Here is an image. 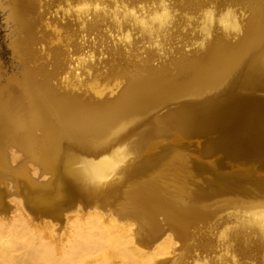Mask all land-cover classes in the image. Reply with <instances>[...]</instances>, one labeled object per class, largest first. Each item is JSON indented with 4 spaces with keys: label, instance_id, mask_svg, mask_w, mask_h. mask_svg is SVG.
I'll return each instance as SVG.
<instances>
[{
    "label": "bare ground",
    "instance_id": "1",
    "mask_svg": "<svg viewBox=\"0 0 264 264\" xmlns=\"http://www.w3.org/2000/svg\"><path fill=\"white\" fill-rule=\"evenodd\" d=\"M150 2L138 12L128 0H75L63 9L72 18L61 22L48 19L41 0H4L9 43L18 60L9 65L0 60V182L11 180L19 186L16 194H31L34 207L57 219L76 202L92 209L65 215L63 233L51 225L35 230L24 219L17 198L18 217L0 223V264H165L172 242L168 230L187 251L189 226L227 208L231 210L216 235L220 255L212 262L192 259V264H264V198L233 197L213 209L195 206L211 192H241V178L264 191V171L222 170L218 162L254 161L264 169V0L249 3L240 28L232 19L223 33L230 38L202 39L189 52L181 47L184 53L166 66L149 63L147 57L135 60L137 55L130 59L133 48L128 33H122L134 29L156 46L166 39L178 16L175 6L170 0ZM108 18L117 36L128 43L122 44L123 54L100 59L103 52L117 53L98 38L97 27L102 24L103 29ZM208 18L202 22L203 32L210 29ZM32 42L42 43L39 58L53 50L62 55L60 62L46 69L33 54L23 58L21 52ZM222 87L227 94L217 102H186ZM187 96L190 99L167 104L154 124L139 132L135 151L123 145L146 111ZM170 131L180 133L178 141H191L192 146L183 142L189 158L170 142L158 148L157 156L129 164L130 156L139 155L150 138ZM63 143L84 156L70 153ZM21 154L25 159L18 161ZM171 162L176 170L166 169ZM188 166L208 175L210 192L177 180ZM154 172L176 181V198L162 194ZM47 173L46 181L34 178ZM4 195L14 199L12 192L0 190L2 209L7 208ZM109 196L117 203L112 198L115 204L107 206ZM97 207H106L108 213ZM156 214L163 215L166 227L155 221ZM250 243L262 247L260 263L238 258L239 247Z\"/></svg>",
    "mask_w": 264,
    "mask_h": 264
},
{
    "label": "rangeland",
    "instance_id": "2",
    "mask_svg": "<svg viewBox=\"0 0 264 264\" xmlns=\"http://www.w3.org/2000/svg\"><path fill=\"white\" fill-rule=\"evenodd\" d=\"M128 1L133 2V9L137 10L138 12L148 8L152 4L150 0ZM251 1L252 0H170V2L174 4L178 16L175 19L176 22L174 27L172 28V31L169 35H167L166 39L159 44V46L150 44L141 33L137 32L134 29H123L122 33H128V42H130L129 46L133 48L131 50L132 57H130V59H134V55H137L135 57V60L140 57H147L149 63H162V65L166 66L167 61L169 62L172 57L179 56L181 53H184V51L182 52L181 47L185 46L184 50H187V52H189L191 49L201 45L202 39L209 40L213 39L214 37L230 38V35L225 36L223 33L226 31L227 27L231 26V23L233 22L232 19L236 21L237 27L240 28L244 25L245 20L249 15L248 5ZM106 2H108V0H106ZM41 3L43 9H45V11H47L48 13L47 16L49 20L54 19L64 22L72 18V16L70 17L67 14H63V9L66 7V4H69L70 6L74 5L75 0H41ZM6 12L7 7L4 4V0H0V60L9 65L11 62H17L16 60H18V58L12 52V48L9 43L11 25L7 24L5 21ZM209 15L211 16L210 20L208 18ZM26 17L28 18V16ZM205 18H208L209 23L211 24L208 32L201 31L202 22ZM101 25L102 24L97 27V32L99 33L98 38L104 41L105 45L110 46L111 49H115L117 53L113 54L114 52H103V55L100 56V59H107V56L111 55L123 54L124 46H122V44L128 42L125 39H120L117 36V30L113 27V20H111V18H108L103 25L104 28L100 30ZM32 32L35 33V28L32 29ZM34 35L38 36L39 34L35 33ZM41 45V42H32L29 45V50H26V48L24 52H21L22 57L25 58L27 55L33 54L39 58L40 56H42ZM140 53H142L141 56H139ZM61 58L62 55H56L52 50L48 54L47 58H39V62L44 64V67L46 69H50L51 65L54 62L59 63ZM168 64L167 66H171V64ZM175 70L174 73L177 72V69ZM180 76H182V74ZM40 77L41 76L38 75L36 78L38 79ZM56 78L57 76L54 78V80ZM183 99H190V97L187 96L180 97L178 99H170L146 111L142 115L144 121L136 126L132 134H129L123 140V145H125L128 150L132 152L135 151L134 145L138 143L136 137L139 132L143 131L146 126L154 124L153 120L160 117L167 104L180 102ZM180 138L181 135L177 131L167 132L163 135L162 138H150L148 143L146 142V147L142 148L138 152L139 155L136 154L135 157H133V155L130 156L131 159L129 164L131 165L132 163H136L143 156H146L148 158L157 156L159 154L157 152L158 148L170 142H173L175 144L173 148L177 149L178 151L180 150L185 156L188 155L187 158H189L190 151L185 144L192 146V143L188 139H186V141L184 139H181L182 141H178V139ZM183 142H185V144ZM147 144H149L148 147ZM63 145H65L66 149L70 153H75L76 156H84V154L72 150L67 144L63 143ZM24 159L25 155L21 154L18 158V161H23ZM27 162L28 161H26L25 163L27 164ZM77 164V162L73 163V165L75 166ZM176 167L177 164H173L171 162L167 164L166 169L176 170ZM188 167L190 168V166ZM154 174L158 176L157 182L160 185L162 194L171 200L173 198H176L179 193L178 184L175 183L176 181H174L171 176L165 175V173L163 175L161 173H159L161 175H157L154 172ZM178 176H175L174 179H176V177H178L177 180L183 178L182 181L185 182L187 188H200V192H210L212 190L209 186L210 181L206 182V178L208 176L206 173L190 168V170L184 171L182 176ZM34 178H36L37 181H46L50 178V174L47 173L44 178L36 176ZM238 185L240 186V189H242L241 192L238 190L232 192L225 191L226 193L211 192V194L205 195L203 197L204 199L202 198L203 200L198 199V202L195 206L204 205L205 207L209 206L208 208H215L218 205L220 206L222 203H224L225 200L231 199V201H233V199L235 200L237 198H241L243 200H259L264 198V191L252 184L249 178H241V180L238 182ZM174 186H177L176 189ZM0 190H2L3 192H12L14 196V199H10L8 195H4L2 202L7 206V208H0V223H8L14 219V216H16V214L18 213V211H16L15 209L17 198H20L21 200L20 203L24 219L35 230H45L46 225H51L57 233H63L66 228V225L64 224L65 215L73 211L80 210L82 212H86L87 210L92 209L91 206H84L82 203L76 202L72 208L61 210V217L57 219L49 214L43 213L40 209L34 207L31 194H16L15 192L19 190V186L11 180L7 179L1 181ZM112 198L116 200L117 203L118 199L109 196L106 198L108 200L105 201L107 206H109L112 202H115L114 200L112 201ZM206 198H208L209 200ZM200 200L202 201L200 202ZM203 201L206 203L204 204ZM209 204L212 206H210ZM97 209L102 211L104 214L108 213L106 207H97ZM229 210L231 209L227 208L221 211H217L211 217L204 221L193 222L188 228L189 233L184 244V247H186L187 251H184V248L181 247L180 242L176 238H174L173 233L168 230L172 237V242L170 243V254L168 255V258L170 259L165 264H170V262L172 261L177 262V264H192V259H199L210 262L214 261L215 258L218 257L221 253V246L216 241V235H218V231L221 229V226H223V223L227 218V214H225V212ZM162 217L163 215L156 214L155 221H157L158 224L163 225V227H166L163 223L165 222L164 218ZM261 248L262 247L255 245V243H250V246L248 248L242 249L241 247H239V249L237 250L238 254H236L241 261L245 260L254 263H260L263 255L261 252ZM109 262L111 263V261H105L104 263L102 261H99L98 264H109ZM111 264L115 263L112 262Z\"/></svg>",
    "mask_w": 264,
    "mask_h": 264
},
{
    "label": "water",
    "instance_id": "3",
    "mask_svg": "<svg viewBox=\"0 0 264 264\" xmlns=\"http://www.w3.org/2000/svg\"><path fill=\"white\" fill-rule=\"evenodd\" d=\"M226 94H227V92H226L225 88H223V87L222 88H214V90L211 93L205 95L200 100H190V101H186V102H195V101H198V102L199 101H201V102H217V100L222 99ZM201 138L203 140H205V138H207V136H204ZM218 162H219L220 166L222 167V170L231 171L232 169H235L237 167H241V168H252V169H255L256 171H260V172L264 171V169L259 168L257 166V162H254V161L241 162V161H237L235 159L222 158V159H218ZM30 179L33 182H36L34 180V178L30 177Z\"/></svg>",
    "mask_w": 264,
    "mask_h": 264
}]
</instances>
